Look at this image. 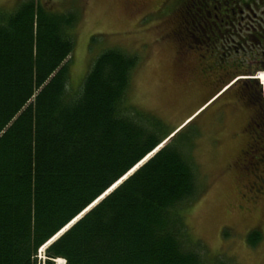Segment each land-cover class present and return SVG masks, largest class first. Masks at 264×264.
<instances>
[{"label":"trees","instance_id":"1","mask_svg":"<svg viewBox=\"0 0 264 264\" xmlns=\"http://www.w3.org/2000/svg\"><path fill=\"white\" fill-rule=\"evenodd\" d=\"M228 1L193 0L183 26L211 43L224 21L204 22ZM79 19L39 0L0 9V264H237L188 234L183 211L201 192L190 140L130 105L137 55L104 49L69 91Z\"/></svg>","mask_w":264,"mask_h":264},{"label":"rangeland","instance_id":"2","mask_svg":"<svg viewBox=\"0 0 264 264\" xmlns=\"http://www.w3.org/2000/svg\"><path fill=\"white\" fill-rule=\"evenodd\" d=\"M39 1L80 15L73 32L75 48L67 60L69 91L79 89L104 49L137 55L127 95L130 105L161 118L165 132L190 140L201 192L183 211L188 234L212 254L232 256L237 264H264V191L259 188L264 178V112L255 113L259 105L249 102V91L262 92V85L255 82L243 91L244 83L232 86L228 81L264 73L263 52L230 55L225 28L211 43L188 32L183 25L193 0ZM254 1L255 12L264 17V0ZM17 2L0 0V9H13ZM244 35L257 44L264 29ZM233 39L239 36L233 33ZM251 229L262 234L257 246L247 242ZM39 255L44 257V251Z\"/></svg>","mask_w":264,"mask_h":264},{"label":"flooded vegetation","instance_id":"3","mask_svg":"<svg viewBox=\"0 0 264 264\" xmlns=\"http://www.w3.org/2000/svg\"><path fill=\"white\" fill-rule=\"evenodd\" d=\"M255 4H258V1L254 0H230L228 1L224 6V13L222 16H212L209 15L207 17V20H205L204 24H206L208 21V24H212L215 20L224 21V28L225 30V35L227 34L228 43H229V54L232 55L234 54L233 52H244V51H250L253 52L255 51L256 53L263 52L262 54L264 55V40L263 38L257 37V44H253V42L245 36V31L247 30L250 33H253L256 31L257 33H262L264 27H263V19L264 17L259 13L258 11L255 12ZM208 24L207 27L210 29L212 28V25L209 26ZM214 24V23H213ZM230 33V36L229 34ZM233 33L235 35L239 36V39H233ZM212 35H215L213 32ZM243 37V38H242ZM243 40H242V39ZM256 49V50H255ZM232 50V51H231ZM262 54L259 56H262ZM263 68V67H260ZM261 78L264 82V73L260 74ZM239 76V75H238ZM236 76V77H238ZM235 78V77H234ZM234 79L230 80L229 82L233 81ZM242 80V79H241ZM257 83V81L253 80H245L244 81H239L238 83H234L237 86H239L240 83H244V87L242 88L243 91H246V89L251 88L250 84L252 83ZM233 85V86H234ZM252 93V98L249 99V102L251 103H256L259 105L258 108L255 109V113L257 110L260 112H264V99H263V91L259 92L257 91L255 95H253V91H249ZM252 122H256L255 119L252 118ZM259 188L262 189V192L264 191V178L262 179V184L259 185ZM264 194V192L262 193Z\"/></svg>","mask_w":264,"mask_h":264},{"label":"water","instance_id":"4","mask_svg":"<svg viewBox=\"0 0 264 264\" xmlns=\"http://www.w3.org/2000/svg\"><path fill=\"white\" fill-rule=\"evenodd\" d=\"M145 161H147V160H145ZM145 161H144V162H145ZM142 163H143V162H141L140 165L136 166V168H134L132 171H130L131 173H129L128 176H130V175L133 173V171H135L137 168H139V167L142 165ZM128 176H125V178H123V180L126 179ZM120 182H121V181H120ZM119 184H120V183H119ZM113 188H115V187H113ZM111 190H112V189H110V191H111ZM108 193H109V192H107L106 195H108ZM103 197H104V196H103ZM100 199H101V198H100ZM97 202H98V201H97ZM93 204H95V203H93ZM93 204L91 205V207L93 206ZM91 207H90V208H91ZM87 211H88V210H87ZM87 211H86V212H87ZM84 213H85V212H84ZM84 213H83V214H84ZM83 214H82V215H83ZM79 218H80V216H79ZM79 218H78V220H79ZM78 220H76L75 222H77ZM75 222H74V223H75ZM74 223H71L69 226L73 225ZM68 229H69V227H67V229H65L63 232H60L56 237H54V239H53L51 242L48 243V245H47L45 248H47L52 242L56 241L57 238H58L61 234H63L65 231H67ZM45 248H44V249H45Z\"/></svg>","mask_w":264,"mask_h":264},{"label":"bare ground","instance_id":"5","mask_svg":"<svg viewBox=\"0 0 264 264\" xmlns=\"http://www.w3.org/2000/svg\"><path fill=\"white\" fill-rule=\"evenodd\" d=\"M261 73H262V72H260V73H259V76H258V78L260 77V74H261ZM242 78H243V77H242ZM259 79H260V80H262L261 78H259ZM261 83H262V86H263V88H264V85H263V80H262V82H261ZM238 104H239V103H238ZM262 149H263V148H262ZM260 153H261V152H260ZM146 159H147V158H146ZM135 168H136V167H135ZM130 171H132V170H130ZM123 178H124V177H123ZM116 185H117V184H116ZM116 185H114L113 187H115ZM113 187H112V188H113ZM76 220H78V218H77V219H75V220H73V222H71V223H74ZM71 223H70V224H71ZM70 224H68L66 227H64V229H63V230H61L60 232H63L65 229H67V227H69V225H70ZM60 232H59V233H60ZM53 239H54V238H52V239H51L49 242H51ZM49 242H48V243H49ZM48 243H47V245H48ZM47 245H46V246H47ZM46 246H45V247H46ZM60 260H62V258H59V259H57L56 261H58V262H59ZM63 260H64V259H63ZM65 261H66V260H65Z\"/></svg>","mask_w":264,"mask_h":264}]
</instances>
